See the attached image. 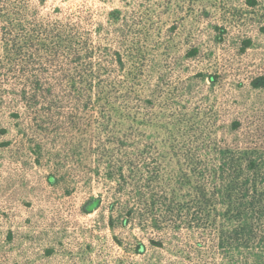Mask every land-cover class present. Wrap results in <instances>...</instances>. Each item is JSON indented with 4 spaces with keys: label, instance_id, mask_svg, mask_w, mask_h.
Masks as SVG:
<instances>
[{
    "label": "trees",
    "instance_id": "trees-1",
    "mask_svg": "<svg viewBox=\"0 0 264 264\" xmlns=\"http://www.w3.org/2000/svg\"><path fill=\"white\" fill-rule=\"evenodd\" d=\"M45 1L0 0V109H7L20 133L26 118L33 134L29 139L34 140L29 144L33 162L39 164L44 157L49 164L61 162L58 154H44L43 137L60 135L65 126L75 129L78 114L92 115L94 132L91 136L85 132V169L94 158L93 176L103 175L113 184L107 221L113 234L117 224L134 223L153 247L166 240H195L203 242L198 246L204 244L208 255L262 261L264 127L263 132L251 130L242 119L233 118L220 121L222 131L217 134L216 124L201 112L167 120L161 113L166 102H156L159 86L142 100L137 96L140 102L131 107L137 73L127 68L125 54L119 48L106 49L104 54L96 51L80 22L59 18L57 7L42 14ZM244 1L250 8L258 4ZM107 16V22L114 24L120 12ZM249 46V39L242 40L240 51ZM114 72L122 79L113 78ZM217 78L209 76L210 84ZM248 85L264 90V73L252 76ZM155 103L157 114L148 125L154 129L151 142L140 136L137 143L128 132L112 130L117 118L134 125V113L149 112ZM59 119L65 126L54 122ZM10 144L4 141L0 147ZM71 155L82 162L73 150ZM61 181V176H47L50 185ZM100 204V197H90L82 211L90 214ZM133 240L132 256L145 257L144 243L137 237Z\"/></svg>",
    "mask_w": 264,
    "mask_h": 264
},
{
    "label": "rangeland",
    "instance_id": "rangeland-1",
    "mask_svg": "<svg viewBox=\"0 0 264 264\" xmlns=\"http://www.w3.org/2000/svg\"><path fill=\"white\" fill-rule=\"evenodd\" d=\"M257 2L250 8L244 0H46L41 13L57 7L59 18L80 22L96 51L119 48L125 54L127 68L137 73L131 107L140 102L137 96L142 100L159 86L156 102H166L161 113L167 120L203 113L216 124L217 134L220 121L233 118L263 132L264 90L248 85L252 76L264 73V0ZM114 10L120 17L110 24L107 14ZM244 39L250 46L240 51ZM193 49L194 56L187 57ZM118 76L122 79L121 73H113ZM209 76L218 77L214 84ZM157 109L155 103L149 112L134 113V125L117 118L112 130L128 132L137 143L140 136L151 142L154 129L148 125ZM143 115L148 119H141ZM25 121L23 117L20 133L7 109H0V129L6 130L0 143L11 142L0 147V264H264V259L208 255L204 244L198 246L203 242L195 240H166L153 247L134 223L117 224L113 234L107 227L113 184L103 175L93 176L94 158L85 169V132L93 134L95 118L78 114L77 126L69 130L64 120L54 121L65 126L61 134L42 139L44 154L60 156L61 162L53 164L45 157L33 162V134ZM49 174L62 181L50 185ZM90 197H100L101 204L85 214L82 206ZM135 237L146 246L145 257L132 256Z\"/></svg>",
    "mask_w": 264,
    "mask_h": 264
}]
</instances>
